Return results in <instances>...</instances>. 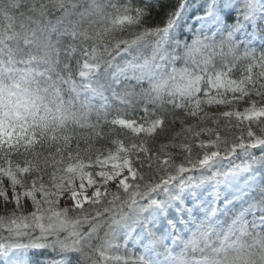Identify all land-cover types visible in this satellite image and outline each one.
Instances as JSON below:
<instances>
[{"label": "snow or ice", "instance_id": "6c2138e0", "mask_svg": "<svg viewBox=\"0 0 264 264\" xmlns=\"http://www.w3.org/2000/svg\"><path fill=\"white\" fill-rule=\"evenodd\" d=\"M153 7L0 0V264H264V0Z\"/></svg>", "mask_w": 264, "mask_h": 264}, {"label": "trees", "instance_id": "16d2710c", "mask_svg": "<svg viewBox=\"0 0 264 264\" xmlns=\"http://www.w3.org/2000/svg\"><path fill=\"white\" fill-rule=\"evenodd\" d=\"M121 2H123V0H121ZM150 0H134V3L137 4H146L149 3ZM151 3L154 5V7L151 10V19H150V23L152 25H158V24H162L163 20L165 19V13L167 12L168 8L175 3V0H151ZM187 33H185L186 35ZM255 47L259 48V41H257L254 45ZM96 103V102H95ZM110 103H112V108L110 109V117L114 116L116 114L115 110L117 108H123V105H120L118 102L115 101H110ZM240 108H243L244 105L241 104L239 105ZM216 109H213V111H215ZM223 110V109H221ZM127 113L131 116H135L137 118L141 117L144 115L143 111L137 107L135 111H133L132 109H127ZM119 127V126H117ZM176 130L179 129V125H174L173 126ZM103 130L105 133H109V127L107 125H104ZM112 134L106 135V136H101L98 139H93L91 141L93 148H103V147H110V139H112ZM73 149H75L76 147V143L74 142L72 145ZM79 147L81 149L82 154L84 153L85 149H86V143L85 141L81 140L79 142ZM256 153H261L259 149L255 150ZM94 154V153H89ZM245 159L244 156H239V158L235 157L233 159L232 162H237V161H242L243 159ZM4 213L0 214L3 215ZM253 254L256 255L258 254V250L257 249H253L252 250ZM28 257L30 258V261L32 263L38 264V263H45V262H49L52 259H54V254L50 251V250H35L31 253L28 254Z\"/></svg>", "mask_w": 264, "mask_h": 264}, {"label": "rangeland", "instance_id": "374dc122", "mask_svg": "<svg viewBox=\"0 0 264 264\" xmlns=\"http://www.w3.org/2000/svg\"><path fill=\"white\" fill-rule=\"evenodd\" d=\"M109 95H110V93H109ZM94 102L99 103V101H94ZM253 154L256 155V156L261 155V153H256L255 150H253ZM241 155L243 156V154H239V156H241ZM235 157L236 156H233V157H230L229 159H224V160L220 161L217 164V167L218 168L227 169V168H229L230 166H232L234 164L241 163V161H237L235 163L234 162L231 163V160L233 161V159ZM262 173H264V169H262L259 165H256V166L253 167L252 170L241 171L240 173L235 174L236 183H238L239 185L243 186L246 182H250L253 178H255L257 181H259L260 178H261ZM195 174L197 176H199L201 173L198 171ZM204 175H210V173L204 172ZM217 187H218V190L220 192L231 191V188H230V186H229V184L227 182L221 183L219 186H216L215 182H212V181H206L204 183L203 187H202V191L205 193V195H207V193H209L210 191L217 190ZM222 206H223V204L221 203V207ZM236 206H237V208L240 207L239 202H236ZM246 206L247 205H245V207ZM28 210L30 211L31 208L29 207ZM2 213H3V210H0V214H2ZM251 218H252L251 216L248 217V219H251ZM166 243H168V245L170 247H175V251H180V248L182 247L180 245L173 246L170 241H166ZM126 251H127L128 254H131V253L139 252V249L137 247H134L133 244L131 242H129L127 244V249L126 250L124 248H121L116 254L117 255H123V254H125ZM28 260L30 261L29 257H28ZM30 264H35V263H32L30 261ZM38 264H49V262L38 263Z\"/></svg>", "mask_w": 264, "mask_h": 264}]
</instances>
